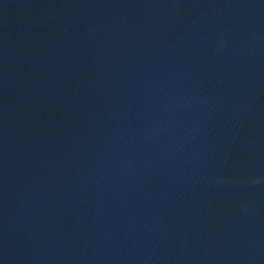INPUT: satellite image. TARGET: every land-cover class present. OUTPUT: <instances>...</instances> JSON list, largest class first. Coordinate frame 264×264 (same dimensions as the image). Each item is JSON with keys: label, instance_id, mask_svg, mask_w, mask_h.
Returning <instances> with one entry per match:
<instances>
[{"label": "water", "instance_id": "water-1", "mask_svg": "<svg viewBox=\"0 0 264 264\" xmlns=\"http://www.w3.org/2000/svg\"><path fill=\"white\" fill-rule=\"evenodd\" d=\"M0 264H264V0H0Z\"/></svg>", "mask_w": 264, "mask_h": 264}]
</instances>
